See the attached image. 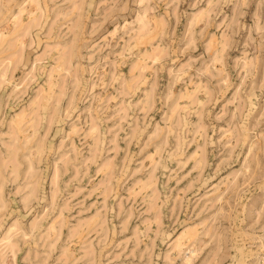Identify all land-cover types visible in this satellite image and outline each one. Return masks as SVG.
<instances>
[{
  "label": "rangeland",
  "instance_id": "374dc122",
  "mask_svg": "<svg viewBox=\"0 0 264 264\" xmlns=\"http://www.w3.org/2000/svg\"><path fill=\"white\" fill-rule=\"evenodd\" d=\"M0 264H264V0H0Z\"/></svg>",
  "mask_w": 264,
  "mask_h": 264
}]
</instances>
